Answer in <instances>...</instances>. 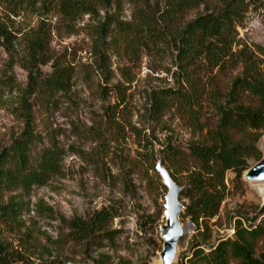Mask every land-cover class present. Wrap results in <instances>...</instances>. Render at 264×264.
<instances>
[{
  "label": "rangeland",
  "instance_id": "obj_1",
  "mask_svg": "<svg viewBox=\"0 0 264 264\" xmlns=\"http://www.w3.org/2000/svg\"><path fill=\"white\" fill-rule=\"evenodd\" d=\"M60 1L0 0V27L14 37L8 42L2 38L0 47V152L20 138L30 121L38 137L32 160L53 147L62 155L60 173L46 185L0 198V249L12 264L47 259L162 264L160 228L166 224L169 190L156 167L161 161L188 194H193L195 176L209 179L210 171L192 158L190 149L214 143L220 105L233 106L237 99L246 106L258 102L250 92L233 90L238 78L264 83V0L243 2L234 61L215 65L204 58L193 67L179 55L180 36L188 22L220 9L219 0L186 13L178 24L163 19L167 0H114L75 19L59 14L55 5ZM110 17L134 30L123 34L116 24L106 28ZM141 18L149 19L152 28L138 33ZM42 30L50 58L46 66L33 60L30 44ZM55 64L70 69V87L45 95L40 79L50 76ZM31 75L39 87L31 86ZM169 90L201 92L199 126L175 102L154 117V100ZM257 137L250 130L238 131L233 142L248 144ZM248 162L252 167L258 163ZM245 173L240 180L226 173L219 216L201 220L198 227L184 216L191 198L180 194L186 232L174 264H188L197 245L209 252L221 240H234L239 222L264 228V196L259 192L264 183L246 181ZM103 210L114 216L108 226L113 241L94 244L71 236V222L89 221ZM263 252L264 234L256 247L257 256Z\"/></svg>",
  "mask_w": 264,
  "mask_h": 264
},
{
  "label": "trees",
  "instance_id": "obj_2",
  "mask_svg": "<svg viewBox=\"0 0 264 264\" xmlns=\"http://www.w3.org/2000/svg\"><path fill=\"white\" fill-rule=\"evenodd\" d=\"M114 0H61L55 5L59 14L67 19H75L79 15L92 14L95 5L111 6ZM168 7L163 13L166 22L178 24L186 15L193 10L207 5L211 0H167ZM221 7L210 13L200 15L195 20L186 24L181 36L179 55L189 66L207 59L215 65L225 64L227 60H235L233 46L237 38V27L242 25L241 7L244 0H219ZM111 21L105 26L116 24L118 30L132 33V24H125L110 17ZM139 32L150 30L152 23L149 19L141 18ZM154 28V27H153ZM2 38L8 42L14 37L5 28L0 27V47L3 46ZM33 60L42 66L50 62L47 55V42L45 31H39L30 42ZM253 74V73H252ZM254 77V76H253ZM72 74L69 68L53 65V73L40 79L41 89L45 95L57 92H65L70 87ZM31 86L39 87L38 78L31 75ZM238 92H250L258 99L254 106H246L237 101L233 106H219L222 114L220 128L213 136V144H199L191 147L192 158L205 170L209 179L197 175L193 178V194L182 191L181 196L190 197L192 204L186 209L185 217H190L198 227L199 222L211 221L220 214L224 195L221 188H225L226 173L231 171L236 179L240 180L242 175L248 171L250 166L248 160H262L259 148V138L264 136V83L252 78H238L234 83V90ZM201 97L200 91L193 95L182 91L169 90L163 92L160 98L154 100L152 113L155 118H160L169 104L176 103L179 108L188 113L190 119L197 121V106ZM234 98H239L235 96ZM28 121L27 127L10 147H5L0 152V198L7 192L22 190L30 192L33 187L46 185L53 176L61 171V151L53 147L45 149L37 161H33V146L38 137ZM250 130L260 137L248 144L233 142V133ZM175 153V152H174ZM174 181L177 180L171 175ZM114 216L111 212L103 210L95 214L89 221L75 220L70 223L72 237L76 240H88L99 244L102 239L113 241V231L108 226ZM264 234L262 225L242 224L236 227L234 240H221L213 246L209 252L197 245L193 256L188 264H264V252L257 256L256 247L258 239ZM10 255L0 249V264H12ZM25 264H62L56 259L42 260L37 263Z\"/></svg>",
  "mask_w": 264,
  "mask_h": 264
},
{
  "label": "water",
  "instance_id": "obj_3",
  "mask_svg": "<svg viewBox=\"0 0 264 264\" xmlns=\"http://www.w3.org/2000/svg\"><path fill=\"white\" fill-rule=\"evenodd\" d=\"M156 169L162 176L164 185L169 190L165 205L166 224L160 228L161 237L164 240L161 255L162 264H174L179 242L186 232L180 221L183 206L179 198L182 188L174 181L170 172L163 167L161 161L158 163ZM244 178L248 182H264V157L245 173Z\"/></svg>",
  "mask_w": 264,
  "mask_h": 264
},
{
  "label": "bare ground",
  "instance_id": "obj_4",
  "mask_svg": "<svg viewBox=\"0 0 264 264\" xmlns=\"http://www.w3.org/2000/svg\"><path fill=\"white\" fill-rule=\"evenodd\" d=\"M262 149H263V152H264V138H263V141H262ZM262 183H264V182H262ZM259 192H260V194H261L262 196H264V187H262V188L259 190Z\"/></svg>",
  "mask_w": 264,
  "mask_h": 264
}]
</instances>
